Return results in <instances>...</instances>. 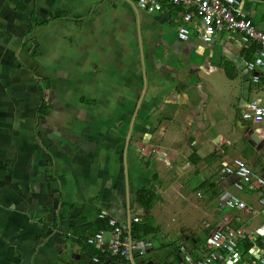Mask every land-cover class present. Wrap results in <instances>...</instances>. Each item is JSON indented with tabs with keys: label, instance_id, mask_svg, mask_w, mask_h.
Here are the masks:
<instances>
[{
	"label": "crops",
	"instance_id": "1",
	"mask_svg": "<svg viewBox=\"0 0 264 264\" xmlns=\"http://www.w3.org/2000/svg\"><path fill=\"white\" fill-rule=\"evenodd\" d=\"M261 1L239 0L257 26ZM19 3L0 0V264H186L183 247L202 257L227 225L245 230L242 264H259L264 187L239 190L218 175L238 157L264 176V124L237 108L244 148L233 158L223 135L212 149L199 133L224 92L264 100V71L247 67L256 46L224 31L207 42L194 27L181 40L186 7L166 0L153 14L138 0ZM224 192L247 208L219 209ZM103 212L128 226L131 259L93 261L86 237Z\"/></svg>",
	"mask_w": 264,
	"mask_h": 264
},
{
	"label": "built area",
	"instance_id": "2",
	"mask_svg": "<svg viewBox=\"0 0 264 264\" xmlns=\"http://www.w3.org/2000/svg\"><path fill=\"white\" fill-rule=\"evenodd\" d=\"M175 6H185L181 21L175 26L181 40L191 37L193 27L199 36L207 42L212 41L219 32L229 35H240L246 50L256 46V55L247 62L252 71H264V31L260 30L248 13L240 9L239 0H166ZM164 0H138V9L153 14L163 8ZM254 81L259 82L260 76L255 74ZM241 118L264 124V100H241L237 103ZM209 154V150L204 151ZM219 181L234 186L239 190H255L264 187V176L260 175L242 158L232 161L224 160ZM200 195V193H199ZM260 204L264 210V191L261 192ZM218 207L223 211L247 208V203L237 194L224 192ZM100 218L107 222L108 229L101 228L87 236L86 242L93 249V261L99 262L101 254L120 259H131L133 248L128 235V226L116 218L101 213ZM140 218L135 217L134 221ZM109 233V238H106ZM245 237L242 227L225 226L214 228L207 242L202 257L183 247L186 264H242L240 242ZM264 264V258L259 259Z\"/></svg>",
	"mask_w": 264,
	"mask_h": 264
},
{
	"label": "rangeland",
	"instance_id": "3",
	"mask_svg": "<svg viewBox=\"0 0 264 264\" xmlns=\"http://www.w3.org/2000/svg\"><path fill=\"white\" fill-rule=\"evenodd\" d=\"M222 75H223L222 76L223 79L225 80L226 77L224 76V74ZM220 78L221 77L218 75L214 82H216L221 88V90H223L224 85L222 83V79ZM233 95L234 94L231 92L228 91L224 92L221 95L222 98L224 99L223 105L222 106H218L216 104L213 105L214 113L209 123L206 124L204 130H202L201 128L199 129V133H201L200 134L201 137L202 138L206 137L205 142L207 143V146L211 147L212 149H214V145L210 143V140H212L213 137L218 136V134L223 135V137L226 138V140L231 141L232 146L230 147V153H229L230 155H228L229 158H233L237 156V149L238 152H242V149L244 148L241 142L239 141V136L237 134L238 128H240L241 125L237 119V98L234 97ZM219 103H221L220 100ZM200 141H202V139H200ZM237 141H238V147H237ZM193 183L196 184V181L194 180ZM190 191L193 195H196V191L193 188H191Z\"/></svg>",
	"mask_w": 264,
	"mask_h": 264
},
{
	"label": "trees",
	"instance_id": "4",
	"mask_svg": "<svg viewBox=\"0 0 264 264\" xmlns=\"http://www.w3.org/2000/svg\"><path fill=\"white\" fill-rule=\"evenodd\" d=\"M14 2H15V4H20L19 3V1L18 0H13ZM253 50H255V49H253ZM252 52H254V51H252ZM252 52L251 51H249L248 53V55L250 56L251 54H252ZM44 107H46V103L44 102L43 103V110H44ZM141 201L142 202H144V203H146V204H149L150 202H151V198H150V194H149V192H143L142 194H141ZM107 226V222L105 221H103V222H101L99 225H98V229H100V228H105ZM142 227V228H141ZM138 228V231H143V230H145V228L143 227V226H139V227H137ZM136 228V229H137ZM97 229V230H98ZM96 230V231H97ZM243 246H245L244 248L245 249H247V250H249V248L252 246V244L251 243H249V241L248 242H246V244L245 245H243ZM93 250V249H92Z\"/></svg>",
	"mask_w": 264,
	"mask_h": 264
},
{
	"label": "water",
	"instance_id": "5",
	"mask_svg": "<svg viewBox=\"0 0 264 264\" xmlns=\"http://www.w3.org/2000/svg\"><path fill=\"white\" fill-rule=\"evenodd\" d=\"M258 5H259V7L262 8V10L264 11V1L259 2ZM258 28H259L260 30H263V31H264V20L258 25ZM210 42H213V40L210 41ZM130 227H131V226H130ZM132 253H133V251H132Z\"/></svg>",
	"mask_w": 264,
	"mask_h": 264
}]
</instances>
